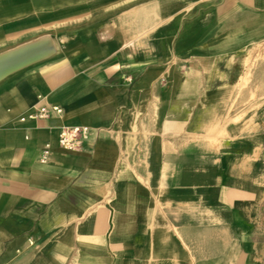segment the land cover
I'll return each mask as SVG.
<instances>
[{"label":"crops","instance_id":"crops-1","mask_svg":"<svg viewBox=\"0 0 264 264\" xmlns=\"http://www.w3.org/2000/svg\"><path fill=\"white\" fill-rule=\"evenodd\" d=\"M46 41L0 80V264H264V136L215 78L264 0H0V58Z\"/></svg>","mask_w":264,"mask_h":264},{"label":"rangeland","instance_id":"rangeland-1","mask_svg":"<svg viewBox=\"0 0 264 264\" xmlns=\"http://www.w3.org/2000/svg\"><path fill=\"white\" fill-rule=\"evenodd\" d=\"M229 66L228 74L215 75L218 80L238 86L230 90V106L226 111L229 126L247 136H264V46H251L245 58L230 59Z\"/></svg>","mask_w":264,"mask_h":264},{"label":"built area","instance_id":"built-area-1","mask_svg":"<svg viewBox=\"0 0 264 264\" xmlns=\"http://www.w3.org/2000/svg\"><path fill=\"white\" fill-rule=\"evenodd\" d=\"M62 114L63 111L58 106H44L29 115L28 118L36 120L48 118L51 115L61 116ZM21 121H26V118H22ZM92 132V129L88 126L71 127L63 125L58 130V144L66 151L81 152L83 151L86 142L90 140ZM45 153H47V151Z\"/></svg>","mask_w":264,"mask_h":264},{"label":"bare ground","instance_id":"bare-ground-1","mask_svg":"<svg viewBox=\"0 0 264 264\" xmlns=\"http://www.w3.org/2000/svg\"><path fill=\"white\" fill-rule=\"evenodd\" d=\"M54 51L51 41L32 45L10 56L0 58V79L24 68L36 61L42 60Z\"/></svg>","mask_w":264,"mask_h":264},{"label":"water","instance_id":"water-1","mask_svg":"<svg viewBox=\"0 0 264 264\" xmlns=\"http://www.w3.org/2000/svg\"><path fill=\"white\" fill-rule=\"evenodd\" d=\"M20 52H21V51H20ZM18 53H19V52H18ZM0 56H4V54H2V55H0ZM3 78H4V77H3ZM1 79H2V78H1ZM1 79H0V80H1Z\"/></svg>","mask_w":264,"mask_h":264}]
</instances>
